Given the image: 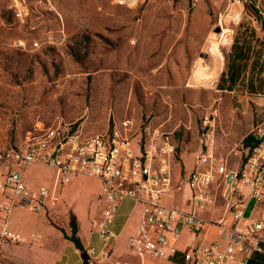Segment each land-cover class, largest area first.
Returning <instances> with one entry per match:
<instances>
[{"label": "rangeland", "instance_id": "obj_1", "mask_svg": "<svg viewBox=\"0 0 264 264\" xmlns=\"http://www.w3.org/2000/svg\"><path fill=\"white\" fill-rule=\"evenodd\" d=\"M253 14L264 20V0H0V155L36 124L97 134L126 121L134 149L148 126L169 134L176 153L203 152L211 128L214 165L239 169L243 138L264 131V33L252 46ZM240 45L248 57L232 60ZM229 61L242 78L221 90ZM222 188L212 185L215 206H226ZM17 255L0 245V264H24Z\"/></svg>", "mask_w": 264, "mask_h": 264}, {"label": "built area", "instance_id": "obj_2", "mask_svg": "<svg viewBox=\"0 0 264 264\" xmlns=\"http://www.w3.org/2000/svg\"><path fill=\"white\" fill-rule=\"evenodd\" d=\"M127 124L125 121L97 134H85L63 121L49 126L36 124L34 134L0 155V165L5 168L0 173V212L7 218L14 207L23 206L39 213L46 208L49 198H58L47 186L33 185L26 179V167L38 163L58 171L60 189L77 175L101 180V215L92 220L91 228L104 240L119 201L130 198L140 204V221L128 238L130 249L139 256L168 258L175 251L171 241L183 229L198 234L209 222L216 226L219 238L188 246L182 251L186 264H245L247 243L252 250L264 253V219L244 216L246 204L239 189L240 185L249 186L250 196L256 200L263 196L264 131L255 135L258 143L249 148L245 162L235 170H226L221 163L214 165L210 153L214 130L202 131L201 144L205 150L197 155L194 168L176 180L169 134L146 126L134 149ZM219 179L223 184L221 196L226 201V212L216 221H210L203 213L218 199L212 185L215 182L218 185ZM184 187L191 192L190 210L163 202V197ZM34 237V234L23 235L12 230L6 219L0 226V245L25 243ZM89 253L93 254V250ZM87 264H93L91 259Z\"/></svg>", "mask_w": 264, "mask_h": 264}, {"label": "crops", "instance_id": "obj_3", "mask_svg": "<svg viewBox=\"0 0 264 264\" xmlns=\"http://www.w3.org/2000/svg\"><path fill=\"white\" fill-rule=\"evenodd\" d=\"M253 18L258 21L259 28L254 26L249 31L251 33L249 37L252 46L259 37L260 29L264 33L262 17L253 14ZM244 38H246L245 35L242 36V41H238V43L243 44ZM257 47L261 49L258 51V55L264 56V45L258 44ZM241 49L243 52H240ZM245 49L243 45L239 47L232 60L236 59V56L243 57V53H246ZM250 59L251 62L253 57ZM254 62L256 61L254 60ZM251 63L249 68L252 67ZM229 74L225 73L223 75L227 77L225 82L227 85H229L231 79ZM261 74H264V72ZM241 75L233 81L235 85L237 80L242 78ZM220 85H224V83ZM221 88V90L227 89V87ZM198 151L199 148L192 150V148L187 146L182 147L179 153L174 151L173 172L176 180L181 176H186L194 168ZM28 173L38 175L41 180L40 184L47 186L58 198H49L46 208L39 213L32 212L23 206L14 207L7 218L0 212V226L6 219L7 225L12 230L23 235H35L34 239L29 242L6 245V250L17 252L19 254L17 256L20 259H24V264H83L79 249L70 239L65 237V234H71L70 215H74L76 218L77 235L93 264H186L182 251L188 246L198 243H209L219 238L216 226L209 222L202 227L198 234L183 229L179 236L171 241L175 251L168 258L151 255L139 256L130 249L128 238L135 231L140 221L142 214L140 204L130 198L121 199L115 215L109 222V234L104 240L91 228L92 220L99 218L101 215L100 194L102 192V183L99 178L77 175L60 189L59 173L54 167L38 163L28 165L24 175L31 184L36 185L35 182L30 180ZM240 190L246 204L244 216L252 220L264 219L262 200H256L255 197L250 196L251 189L249 186L240 185ZM77 202L82 204V207L79 208ZM163 202L183 210H190L192 205L191 192L186 187L181 190H175L170 196L163 197ZM59 204L65 207L67 215L63 223L58 222ZM84 206L87 207L84 209ZM225 212L226 206L219 203L217 206H209L203 215L210 221H216ZM245 248V264H264V253L252 250L249 243L245 245ZM90 249L93 250V254L89 253Z\"/></svg>", "mask_w": 264, "mask_h": 264}, {"label": "trees", "instance_id": "obj_4", "mask_svg": "<svg viewBox=\"0 0 264 264\" xmlns=\"http://www.w3.org/2000/svg\"><path fill=\"white\" fill-rule=\"evenodd\" d=\"M262 22H264V20H262ZM263 28H264V26H263ZM240 52H243L242 49L240 50ZM246 57H247L246 53H243V58H246ZM240 69L241 68H240L239 64H237L236 62H233V61H229L228 69H227V73L228 74L230 73L229 76L231 77L230 83L227 87L229 90H231L234 87L235 83L233 81L235 80L236 77H238L240 75V72H241ZM258 141L259 140L256 139L255 136H253L251 134H248L243 138L244 146L249 147L250 149L253 148L258 143ZM69 223H70V227H71V234L70 235L65 234V237L70 239L75 244V246L80 251V255L83 259V264H87L89 257H88L86 250L84 249V247L80 241L79 236L77 235V224H76V218L74 215H70Z\"/></svg>", "mask_w": 264, "mask_h": 264}, {"label": "bare ground", "instance_id": "obj_5", "mask_svg": "<svg viewBox=\"0 0 264 264\" xmlns=\"http://www.w3.org/2000/svg\"><path fill=\"white\" fill-rule=\"evenodd\" d=\"M212 32V31H211ZM216 37V36H215ZM217 38V37H216ZM210 43V42H209ZM216 44H218L217 42H216ZM212 45V44H211Z\"/></svg>", "mask_w": 264, "mask_h": 264}]
</instances>
